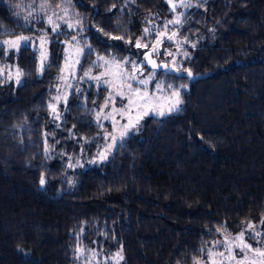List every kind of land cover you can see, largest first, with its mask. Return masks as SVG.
<instances>
[{
	"label": "trees",
	"instance_id": "obj_1",
	"mask_svg": "<svg viewBox=\"0 0 264 264\" xmlns=\"http://www.w3.org/2000/svg\"><path fill=\"white\" fill-rule=\"evenodd\" d=\"M172 2L71 0L67 18L83 31L53 33L47 15L65 0L44 11L41 0H0V41L44 36L51 64L40 72L32 43L0 48V66L23 71L19 85L0 80V264H195L217 240L264 229V0H186L171 60L175 44L151 51V30L173 18ZM72 35L93 50L79 74L98 71L97 55L145 64L151 88L179 90L181 111L147 115L90 163L108 143L96 122L105 88L86 79L60 119L49 108ZM147 53L180 75L152 69Z\"/></svg>",
	"mask_w": 264,
	"mask_h": 264
},
{
	"label": "snow or ice",
	"instance_id": "obj_2",
	"mask_svg": "<svg viewBox=\"0 0 264 264\" xmlns=\"http://www.w3.org/2000/svg\"><path fill=\"white\" fill-rule=\"evenodd\" d=\"M169 2L171 3L172 0H169ZM70 4L71 0H65L64 6L60 12L53 11L51 15H47V24L53 33H56L60 30L61 21L68 29L73 30L74 32L83 31L82 21L77 20L75 23H72L67 18L69 16ZM177 6L178 5L175 3L172 4L173 11H175ZM179 6L188 7L190 5L180 3ZM39 7L41 11L47 9L49 7L48 0H41ZM180 15H183V13ZM180 15L176 16L175 20H169L164 25L153 28L151 30L153 36L158 38L161 34V31L167 29L168 25L170 24H180ZM53 17H56V19H53ZM149 32V28L146 27L144 29V39H147ZM171 38V36L168 37V39ZM38 40L39 47L41 49L39 70L41 73H43L45 68H51V64L45 63L48 57L47 50L44 48L46 43L44 36L38 37ZM73 41H77L76 35H72L71 40H66L65 43L71 46ZM33 42L34 41H31L29 37L20 35L15 39L0 41V48H6V51L19 52L21 46L27 49ZM77 43L79 42L77 41ZM141 46V40L137 39L135 47L140 48ZM194 46L195 45H193V47ZM85 47L87 48V56L91 57L93 55L91 46L87 45L85 42ZM143 47L147 48L148 44L145 43ZM83 54L84 48H80L78 55ZM145 60L147 63L151 64L154 69L158 67L153 61L148 60V54H145ZM65 63L67 65V58L65 59ZM76 63H79V59H77ZM125 65H127V67H125ZM145 66V64H137L135 61H129L126 58L123 61H117L114 57L109 60L103 55H97V60L92 62V67H103L105 68L104 72H101L98 75H91V68H89L87 71L81 69L83 72V76L80 77L81 80L87 77L89 80L96 82L95 87L97 89L103 86L105 91L108 93L104 99L101 111L96 113L97 126L101 129L100 138L108 141V143L104 146L102 151L98 152L97 157L94 160L89 161L90 163H94L96 160L106 159V153H108L117 145L122 147L124 139L127 136L129 130L136 128L142 116L149 115L151 113L153 116L163 117L165 115H170L173 112L181 111L180 105L183 103V101L180 97V92L177 88H173L172 85L167 86L169 89H171V91L167 97L168 103L166 107L160 105L159 97L157 96V93L163 91V85L160 82L154 84L152 86L153 91L151 93L149 92V84L154 79L155 73L150 72L147 77H143L142 69ZM7 67L11 68L13 66ZM15 68V83L19 85L21 83L20 77L23 75V71L19 68V66H15ZM166 70L174 71V69ZM137 71H140L139 76L136 74ZM185 71H187V69H185ZM61 72L63 73L64 69H61ZM188 74L191 75V72ZM60 78L64 79L65 77L62 75ZM7 79H12V75L9 74ZM76 91L79 92L80 89L77 88ZM117 98H119L121 101L119 107H116L115 105ZM54 99L58 100L59 97H54ZM49 108H51L55 114L54 119H60V114L56 111L54 105L49 104ZM104 108H108V113L106 115L103 112ZM117 115L120 117V120L116 119ZM101 118L108 121L112 128V132H109L108 129L104 127L103 123L101 122ZM121 121H123V123H121ZM71 166L72 165H69V167ZM45 183L46 180L42 176L40 179V185L43 186ZM249 228H251V225H249ZM258 236H260V233L259 231H256L250 238L256 240ZM257 243L261 242L257 241ZM234 249L239 250V256H237ZM262 249H264V243H261L260 248L253 250L252 245L245 242L244 232L242 231L232 241H228L227 237H225L222 241H216L213 245V249L208 250L206 253L208 259L205 264H244V262L249 259V253L252 251L257 252L261 257H264V250ZM78 251L83 252V249H78ZM116 255L120 256V253L118 252ZM120 258L123 259L122 256H120ZM195 264H201V261L196 260Z\"/></svg>",
	"mask_w": 264,
	"mask_h": 264
},
{
	"label": "rangeland",
	"instance_id": "obj_3",
	"mask_svg": "<svg viewBox=\"0 0 264 264\" xmlns=\"http://www.w3.org/2000/svg\"><path fill=\"white\" fill-rule=\"evenodd\" d=\"M173 3L177 4L178 6L176 7L175 11H173V8H172L174 16H173V18H169L168 21L169 20H175L176 16L180 15L181 13H184L185 9L182 10V11H180L178 9V8H180V9L184 8V7H180L179 4L180 3L186 4L187 2H186V0H178V1H173L172 4ZM180 19H181V22H182V19H183L182 15H180ZM62 24H64V23L61 21V25ZM176 25H178V24H170V28H173ZM169 36H171L172 38L168 39ZM44 38L46 40L44 48L47 49V47H48V39L46 37H44ZM165 39H168V40L172 41L175 44V46L173 48L171 47L172 50L168 51V55L170 56V59L171 60L175 59L176 56L178 55L179 50H180V46L178 44L179 42L177 41V39L175 37V28H173V29L167 28V29L162 30L161 34L157 38V42L154 44V49L159 44H161ZM30 40L34 41L32 44L36 45V47L39 49V51H41V49L39 47L38 38H30ZM80 48H84V53L86 52L85 51V47L80 42L77 43V41H73L71 46L69 44H67V50H66L67 65H66V63H64V68H63L64 72L61 74V76L63 75V77H65V78L64 79L59 78V82L56 85V94L54 95V97H59V99L58 100L54 99L53 102H52V104L56 108V111L59 114H60V111H59L60 106L62 105V103H66L67 102L68 96L71 93V91L73 90L75 84H78V83L88 79L87 77H85L83 80L80 79V77L83 76V74H79V65H80V63L82 61V58L84 56V54L83 55H78V51H79ZM152 49L153 48H151V51H152ZM77 59H79V63H76ZM96 60L97 59L95 58V60H92V62L96 61ZM109 60H111V59H109ZM7 66H14V65H7ZM7 66L6 67H1L0 66V80L1 79L7 80V77L9 76V74H11V75L12 74L13 75L16 74V69L15 68H9ZM125 67H127V65H125ZM97 69H98L97 72L94 71V72H91L90 74L91 75H98L101 72L105 71V68H103V67L102 68H97ZM91 71H93V70H91ZM142 72H143V77H147L150 74V73L147 74L144 69H142ZM152 72L155 73V71H152ZM136 74L139 76L140 75V71H137ZM90 81H93V80H90ZM93 82H95V81H93ZM161 84L163 85V91L160 92V93H157V96L159 97L160 105L163 106V107H166L167 103H168L167 97L169 96V93H170L171 89L167 88L166 85H164L163 83H161ZM152 91H153V88H151V85H150L149 92L151 93ZM107 95H108V93H107ZM120 103H121V101L119 100V98H117L116 102H115L116 107H119ZM100 111H101V109H100ZM103 112L106 115L108 113V108H104ZM146 116L147 115L142 116L140 118L136 128L130 129L128 134H130L133 131H135L136 129H138L139 126H140L141 121ZM116 119L120 120V117L117 115ZM101 122L103 123L104 126H106L108 128L109 132H112V128L109 125L107 120H104L103 118H101ZM121 123H123V121H121ZM106 142H108V141L105 140V143ZM102 150L103 149H101V151ZM111 151H112V149L108 153H106V155L108 156V154L111 153ZM96 157H97V155H95L92 158V160H94ZM74 165H76V163ZM258 229L254 230L255 232L259 231V233H260V236H258L256 238V240H254L255 244L257 243V241H260L261 243H264V229H260V230H258ZM227 239H228V241H232L234 239V236L230 235V237H227ZM222 240H224V238H221L220 240H217V241H222ZM244 240H245V242H247V243L252 245L253 250L256 249V248H260L261 247V243H257L256 245H254L253 240L251 241V239L248 238L246 235H244ZM214 243L210 246V249H213ZM220 250H222V249H220ZM262 250H264V249H262ZM234 251L236 252L237 256H239V250L238 249H234ZM226 255H227V253H226ZM207 259L208 258H205V259L201 260V264H205ZM111 260L109 258H105L104 262H102V264H115V263H110ZM244 264H264V257H261L259 255V253L255 252V251H252V252L249 253V259L246 260L244 262Z\"/></svg>",
	"mask_w": 264,
	"mask_h": 264
},
{
	"label": "water",
	"instance_id": "obj_4",
	"mask_svg": "<svg viewBox=\"0 0 264 264\" xmlns=\"http://www.w3.org/2000/svg\"><path fill=\"white\" fill-rule=\"evenodd\" d=\"M148 54V60H151V61H153L158 67L157 68H153L152 67V65L151 64H149V63H147V61H146V63L152 68V69H154V70H157V71H165V72H167V73H169V74H175V75H180V71H177V70H174V71H167L166 69H171L167 64H165V63H161V62H159L157 59H155V58H153L152 56H151V54H149V53H147ZM144 59H145V57H144Z\"/></svg>",
	"mask_w": 264,
	"mask_h": 264
}]
</instances>
